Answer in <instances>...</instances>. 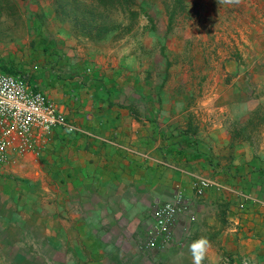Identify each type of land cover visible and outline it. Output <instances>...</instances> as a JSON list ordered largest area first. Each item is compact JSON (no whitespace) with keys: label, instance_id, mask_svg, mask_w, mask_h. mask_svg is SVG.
I'll return each mask as SVG.
<instances>
[{"label":"crops","instance_id":"crops-1","mask_svg":"<svg viewBox=\"0 0 264 264\" xmlns=\"http://www.w3.org/2000/svg\"><path fill=\"white\" fill-rule=\"evenodd\" d=\"M53 48L59 58L44 61L62 71L55 80L49 74L45 91L80 129L53 125L39 151L0 162V264H158L159 254L169 260L172 251L187 255L174 254L175 264H192L188 246L200 237L211 243L204 264H222L228 249L264 264V145L254 151L231 136L235 119L264 94L250 95L251 84L236 76L224 88L184 92L180 74L124 76L123 68L138 69L133 55H119L113 74H82L74 48ZM255 53L263 57L264 44ZM31 60L41 64L43 55ZM123 79L139 87L124 89ZM195 174L222 188L196 195ZM177 186L190 196L195 217H179L166 250L139 249L153 202L170 199ZM233 203L239 212L230 210ZM217 207L222 217L213 214Z\"/></svg>","mask_w":264,"mask_h":264},{"label":"rangeland","instance_id":"rangeland-1","mask_svg":"<svg viewBox=\"0 0 264 264\" xmlns=\"http://www.w3.org/2000/svg\"><path fill=\"white\" fill-rule=\"evenodd\" d=\"M10 1L13 4L12 13H7L6 9L0 13V55L28 62L33 54L31 40L44 36L52 44H56V49L74 48L75 55L71 61L85 63L82 74H104L105 69L113 70V74L114 67L119 64V55L124 58L133 55L138 69H132L129 73L123 68L124 76L180 74L178 81L183 92L186 88H206L211 85H221L224 88L236 76L240 81L245 80V83L251 84L250 95L264 94V56L258 59L255 53L264 44L260 37L264 35L263 25H258V21L262 22L260 19H264V0H239V3H232L230 0H183L184 9L175 12L171 23L168 10L173 0H136L139 14L132 29L120 38L108 35L99 41L76 35L73 23L55 14L52 0ZM120 18L121 15L118 20ZM253 40H256L255 45ZM54 52L53 59H58L60 52L58 49ZM38 55H43L45 60L46 54ZM86 55L91 57H85ZM104 63L106 67L102 68ZM40 68L42 66L35 69L38 75L37 88L45 90L49 74L54 76L52 80L57 78L54 73H47L46 76L41 74ZM183 74L189 77L191 75L190 79ZM149 77L151 78L150 75ZM126 80L128 79H123L124 89L139 87V84L135 85L136 82L128 83ZM172 97L176 96L171 95L167 99L172 101ZM261 102H264V97ZM249 112L239 116L235 122L243 121ZM254 138L257 149L264 145V132L255 134ZM250 191L245 192L251 193ZM235 206L233 203L230 210L237 213L240 210ZM219 211L220 207H217L213 214L222 217L225 210ZM173 252L170 253L169 257L172 259L169 260L159 254L162 262L158 264H175L174 254L179 257V253ZM223 252L222 264H258L259 259L251 254L241 255L229 249ZM179 258L184 260L187 255L182 254ZM178 264L186 263L180 261Z\"/></svg>","mask_w":264,"mask_h":264},{"label":"built area","instance_id":"built-area-1","mask_svg":"<svg viewBox=\"0 0 264 264\" xmlns=\"http://www.w3.org/2000/svg\"><path fill=\"white\" fill-rule=\"evenodd\" d=\"M53 125L80 129L66 119L64 110L45 90L32 88L19 74L0 71V162L8 160L12 154L39 151L46 130ZM210 186L222 188L205 175L193 176L192 188L196 195H202ZM195 214L190 196L178 186L170 199H156L150 207L151 222L139 249L166 250L175 239L174 229L179 217L186 216L190 220Z\"/></svg>","mask_w":264,"mask_h":264},{"label":"trees","instance_id":"trees-1","mask_svg":"<svg viewBox=\"0 0 264 264\" xmlns=\"http://www.w3.org/2000/svg\"><path fill=\"white\" fill-rule=\"evenodd\" d=\"M52 4L57 16L73 23L76 35L93 41L102 40L108 35L115 39L122 37L132 29L139 14L136 0H52ZM12 6L10 0H0V13L4 9L7 13H12ZM182 9H184V1L173 0L171 8L168 10L169 23L172 22L175 12ZM119 15H121L120 20H118ZM30 46L33 49L32 58L34 56L37 58L40 53L52 57V54L55 53L52 41L44 36L38 40H31ZM42 62L41 64L36 63L34 66L33 60L26 62L12 56L0 55V71L19 74L27 79L34 89H38L36 68L42 66L39 70L41 74H44L45 71L54 73L57 79L62 71L61 68L54 67L55 63L49 64L44 59ZM261 132H264V102H259L243 121L234 123L231 136L247 140L256 151L258 147L254 136ZM259 168L260 175L264 176V170Z\"/></svg>","mask_w":264,"mask_h":264},{"label":"clouds","instance_id":"clouds-1","mask_svg":"<svg viewBox=\"0 0 264 264\" xmlns=\"http://www.w3.org/2000/svg\"><path fill=\"white\" fill-rule=\"evenodd\" d=\"M230 2L239 3V0H230ZM210 248L211 243L206 237H200L196 240H193L188 246L192 264H204Z\"/></svg>","mask_w":264,"mask_h":264}]
</instances>
